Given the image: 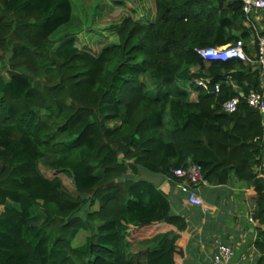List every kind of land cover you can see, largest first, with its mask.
I'll list each match as a JSON object with an SVG mask.
<instances>
[{"label": "trees", "instance_id": "obj_1", "mask_svg": "<svg viewBox=\"0 0 264 264\" xmlns=\"http://www.w3.org/2000/svg\"><path fill=\"white\" fill-rule=\"evenodd\" d=\"M106 3L108 22L88 24L74 0H0V264H182L186 219L138 176L177 183L172 170L192 162L255 193L264 264L263 127L245 99L261 90L259 70L196 50L242 39L253 52L240 0ZM235 94L236 110L223 111Z\"/></svg>", "mask_w": 264, "mask_h": 264}, {"label": "crops", "instance_id": "obj_2", "mask_svg": "<svg viewBox=\"0 0 264 264\" xmlns=\"http://www.w3.org/2000/svg\"><path fill=\"white\" fill-rule=\"evenodd\" d=\"M255 23L258 27L264 26V20ZM209 182L208 185L193 187L207 206L206 209L189 204L177 183L164 180L160 184L167 194L171 212L184 216L187 222L182 236V264H215L213 254L216 240L233 249L231 259L224 264H255L260 253L254 244L257 229L255 221L248 219L254 207L255 193L246 182L233 175L225 183ZM153 237L147 236L133 242L130 250H144L149 246L146 241L152 242Z\"/></svg>", "mask_w": 264, "mask_h": 264}, {"label": "built area", "instance_id": "obj_3", "mask_svg": "<svg viewBox=\"0 0 264 264\" xmlns=\"http://www.w3.org/2000/svg\"><path fill=\"white\" fill-rule=\"evenodd\" d=\"M242 11L246 14L244 22L248 21L253 27L250 33V41L253 52L248 54L244 49V41L236 39L235 41L228 42L215 46H204L196 48L197 52L210 59L227 60L230 58H238L244 62L253 63L257 65L259 70V84L261 90L250 89L245 95L246 102L250 107L257 110L261 116V124L263 127V140H264V26L258 27L256 21L264 20V0H240ZM259 17L261 19H259ZM192 68V70H194ZM209 78H194V82L201 86L203 89L208 88ZM234 88L237 86L233 83ZM215 91L219 89L218 84L214 86ZM240 95L235 94L232 97L224 100L221 104V109L225 112H233L237 108ZM264 167V163L262 165ZM172 173L179 179L177 182L179 189L186 194L187 201L191 205L199 206L204 209L207 208L202 198L193 190V187L208 185L209 180L203 176L201 166L197 163H190L186 167H176ZM250 221H255L252 214L249 215ZM233 255L231 246L215 241V252L213 254V261L215 264H224L228 262ZM246 264H254L252 262Z\"/></svg>", "mask_w": 264, "mask_h": 264}, {"label": "rangeland", "instance_id": "obj_4", "mask_svg": "<svg viewBox=\"0 0 264 264\" xmlns=\"http://www.w3.org/2000/svg\"><path fill=\"white\" fill-rule=\"evenodd\" d=\"M97 1H99L98 3L99 4H104L103 7H97L95 6ZM74 0V3L76 5V11H80V7L83 6L84 9L87 10L88 14H89V21H88V24L92 23L93 21V14H96L95 15V22H99L100 21V24L103 23V22H108V13L110 11H112L110 8L107 7V3L106 2H114V0ZM98 13V14H97ZM115 13V11L113 12V14ZM79 15V14H78ZM105 19V20H103ZM103 20V21H102ZM86 23V22H85ZM243 26H246V27H249L251 26V23L246 21V22H242ZM252 27V26H251ZM253 29V27H252ZM233 31L235 33H238L239 31L236 30V29H233ZM128 32V31H127ZM127 32H125L124 34H122L121 36H119L120 38H125L126 35H127ZM249 41H250V38H249ZM251 45V44H250ZM144 78H146L148 81H149V84L152 83V80L149 79V77L147 75H144ZM152 86V87H151ZM149 86L150 88H153V85ZM190 92L193 93V91L191 89H189ZM191 94V93H190ZM40 171L43 173V175L45 177H51L55 174L59 175L61 177V180H62V183L64 185V187L66 189H69V190H73L74 189V184H73V181L70 177L64 175V174H61V173H57L55 171H53L52 169H49V168H46V167H43L40 165ZM55 172V173H54ZM86 232H81L79 235H78V239L77 241H82L84 236H85Z\"/></svg>", "mask_w": 264, "mask_h": 264}, {"label": "water", "instance_id": "obj_5", "mask_svg": "<svg viewBox=\"0 0 264 264\" xmlns=\"http://www.w3.org/2000/svg\"><path fill=\"white\" fill-rule=\"evenodd\" d=\"M139 171H140L139 173L140 178L147 179L153 182L156 186H160V184L165 180L164 175L161 173H155L144 169H140Z\"/></svg>", "mask_w": 264, "mask_h": 264}]
</instances>
